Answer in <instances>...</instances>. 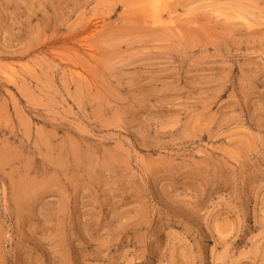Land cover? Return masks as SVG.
<instances>
[{"label":"rangeland","instance_id":"rangeland-1","mask_svg":"<svg viewBox=\"0 0 264 264\" xmlns=\"http://www.w3.org/2000/svg\"><path fill=\"white\" fill-rule=\"evenodd\" d=\"M0 264H264V0H0Z\"/></svg>","mask_w":264,"mask_h":264},{"label":"bare ground","instance_id":"bare-ground-1","mask_svg":"<svg viewBox=\"0 0 264 264\" xmlns=\"http://www.w3.org/2000/svg\"><path fill=\"white\" fill-rule=\"evenodd\" d=\"M156 14V13H155ZM161 15V14H160ZM161 19V18H160ZM155 20H159V19H155ZM156 24V23H155ZM243 146V145H242Z\"/></svg>","mask_w":264,"mask_h":264}]
</instances>
